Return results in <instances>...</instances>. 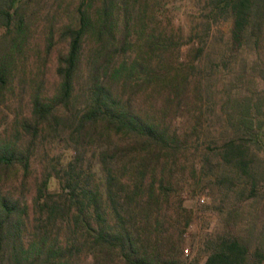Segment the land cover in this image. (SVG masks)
<instances>
[{
	"label": "trees",
	"instance_id": "obj_1",
	"mask_svg": "<svg viewBox=\"0 0 264 264\" xmlns=\"http://www.w3.org/2000/svg\"><path fill=\"white\" fill-rule=\"evenodd\" d=\"M48 1L0 0V105L15 101L0 109V264H175L161 207L193 130L219 161L212 185L252 220L192 264H264V0H205L186 40L144 0H80L66 18ZM204 95L218 107L202 126Z\"/></svg>",
	"mask_w": 264,
	"mask_h": 264
},
{
	"label": "rangeland",
	"instance_id": "obj_2",
	"mask_svg": "<svg viewBox=\"0 0 264 264\" xmlns=\"http://www.w3.org/2000/svg\"><path fill=\"white\" fill-rule=\"evenodd\" d=\"M79 1L49 0L46 8L50 4L54 9H58V13L63 18H66V16H70V11L75 8ZM141 6L148 16L154 14L158 17L154 24L159 30H163L164 34L178 33V29H181L182 33L180 35L183 36L184 40H186L189 31L194 32L201 29L202 22L205 21V0H144ZM220 21L221 19L214 21L210 30L209 40L215 44H222L228 37V25ZM40 28L41 24L38 25L37 29L40 30ZM185 48L182 49L184 51L183 56L191 61L193 56L189 55L190 51H186ZM215 56L213 55V57ZM258 86L261 88L259 83ZM213 90V94H215L214 92L219 91V86ZM215 100V97L204 95V99L200 102L202 112L199 113L201 117L198 124L205 126L210 123L209 118L210 116L213 117V111L218 107V105H214ZM7 105L8 107L11 106L9 109L13 111L15 101L11 99L10 102L9 99L5 104L0 105V109L7 110V107H5ZM195 112L198 111L195 110ZM195 134L193 130V137L185 150L178 155L179 165L176 172L178 180L175 187L167 190L169 201L161 207L162 211L166 213L164 227L170 232L169 235H173L171 241L174 243L180 240V245L183 248V253L175 257V264H192L195 260L203 261L211 240H216L221 235L246 233L252 220L250 216L244 218L241 214L236 215L233 213L234 201L231 198L226 199L222 191L212 185L214 180L212 173L215 172L214 169L220 167L219 161L217 157H214L213 150L209 152L195 151V147L202 144L200 143L201 139L197 140ZM202 147H204L203 144ZM206 155L210 157V161L200 167L198 162L202 158H206ZM210 169L213 171H210ZM204 174L210 175L209 182L206 179L202 180L201 177ZM20 176L21 173L19 172L12 174L7 181L3 182L2 186L8 187L9 181L13 177L15 181L18 179L17 182H21ZM32 182V177H30L28 185L21 188L26 195H31L33 192ZM19 190L20 183L16 188V192H19ZM201 199H203V202H201ZM220 206L225 208L220 209ZM180 233L181 239H179Z\"/></svg>",
	"mask_w": 264,
	"mask_h": 264
},
{
	"label": "built area",
	"instance_id": "obj_3",
	"mask_svg": "<svg viewBox=\"0 0 264 264\" xmlns=\"http://www.w3.org/2000/svg\"><path fill=\"white\" fill-rule=\"evenodd\" d=\"M201 202H203V199H201Z\"/></svg>",
	"mask_w": 264,
	"mask_h": 264
}]
</instances>
